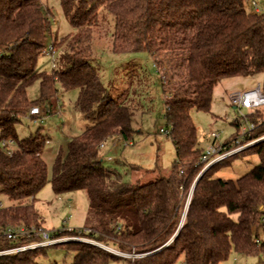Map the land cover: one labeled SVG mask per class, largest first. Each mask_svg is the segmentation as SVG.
I'll list each match as a JSON object with an SVG mask.
<instances>
[{"label": "trees", "instance_id": "1", "mask_svg": "<svg viewBox=\"0 0 264 264\" xmlns=\"http://www.w3.org/2000/svg\"><path fill=\"white\" fill-rule=\"evenodd\" d=\"M248 1L60 0L74 32L55 38L56 67L47 74L37 67L49 48L50 12L41 0H0V136L17 143L12 156L0 151V194L11 202L0 207V251L40 240L43 222L36 203L48 182L43 154L51 139L42 129L19 139L17 125L30 108L51 104L60 88L78 91L75 108L93 125L71 137L66 152L56 155L50 180L56 195L86 193L84 228L55 231L54 237L76 235L121 253L150 255L132 260L83 241L51 247L74 253L72 264H221L233 254H264L259 211L264 205V142L241 154L256 155L260 163L238 180L216 174L240 155L200 176L204 150L192 118L194 111H211L215 88L224 80L262 76L264 92V13L255 12V1H249L251 8ZM109 14L114 55L146 54L161 70L158 59L176 56L181 81L165 104L175 161L170 176L158 175L147 184L125 181L103 164L102 143L116 138L133 142L137 111L135 100L124 104L110 95L91 64L93 28ZM37 82L40 97L31 101L28 89ZM193 188L182 223V206ZM20 227L28 234L8 240V230ZM46 249L0 256V264H39Z\"/></svg>", "mask_w": 264, "mask_h": 264}, {"label": "rangeland", "instance_id": "2", "mask_svg": "<svg viewBox=\"0 0 264 264\" xmlns=\"http://www.w3.org/2000/svg\"><path fill=\"white\" fill-rule=\"evenodd\" d=\"M249 1L257 2L261 12L264 13V0ZM41 3L50 12L52 35L48 38V44L52 46L55 38L60 40L73 33L74 29L62 11L60 0H41ZM112 19L110 14L105 20L100 16V24L93 28V61L91 64L98 71L103 84L114 99L124 104H131L132 100L136 101L137 111L133 121L136 134L132 146L124 145L123 141H116L118 139L113 140L115 142H108L106 148L102 150L103 164L121 173L125 181L147 184L154 181L158 175L168 177L172 172L175 147L162 130L168 129L165 118L166 101L171 99L170 92L181 79L177 77V71L174 69L175 55H166L165 58L158 59L163 62V70L159 67L155 69L153 59L146 54L114 55L112 53L114 27ZM53 52L54 58L50 53L40 58L38 72L47 74L53 72L58 56L55 48ZM162 79L165 81L166 95L163 92ZM262 79V76H257L224 80L215 88L211 111L192 113L201 149L206 151L210 148L213 143L211 139L213 133L221 134L222 142L230 140L236 133L234 123L238 116V111L230 103L231 94L253 89L257 84L262 83ZM59 90L60 92L52 99L51 104L48 103V106L51 105L49 110L52 115H49L44 122L35 123L25 117L17 125L19 139L34 135L39 129H42L51 139L43 154V159L48 165V182L39 192L36 203V209L43 222V230L51 233L84 228L89 207L86 193L56 195L50 183L56 155L62 149L66 152L67 143L71 137L82 134L93 125L91 121L85 120L75 108L78 91L65 92L60 88ZM39 97L40 87L37 82L28 89V98L36 101ZM108 158L112 160L109 161ZM259 163L260 159L256 155H240L232 161L230 166L218 172L216 177L236 181ZM9 205H11L9 199L0 194V206ZM185 206L186 203L182 206L183 212ZM60 239L61 244H64L80 239V236L69 235ZM73 258L74 253L51 247L41 254L38 262L39 264H72ZM111 264H124V262ZM178 264H182V260ZM221 264H264V254L249 258L233 254Z\"/></svg>", "mask_w": 264, "mask_h": 264}, {"label": "built area", "instance_id": "3", "mask_svg": "<svg viewBox=\"0 0 264 264\" xmlns=\"http://www.w3.org/2000/svg\"><path fill=\"white\" fill-rule=\"evenodd\" d=\"M252 6L255 12L262 13L260 8L256 5L255 2H252ZM53 45L49 46L48 52L53 55ZM230 103L235 110L238 111L237 119L235 120L236 124V133L230 138V140L222 142L221 134L213 133L211 134V139L213 143L211 144L208 150H204L203 156L201 158L200 164L203 166L200 175H202L206 170L211 167L220 164L224 161L232 159L238 155H241L244 151H247L253 148L256 145L264 142V133H260L262 127L264 126V92L262 90V83L257 84V86L253 89L245 90L242 92L232 93L230 96ZM50 110L47 105L42 104L38 106H34L29 109L26 114V118L34 121L35 123L44 122L46 118L49 117ZM167 136H170V131L167 129L163 131ZM257 133V136H256ZM116 141H122L120 138H116ZM115 140V139H114ZM115 142V141H113ZM126 146H132V142L125 143ZM107 146V143L104 142L100 145V149L103 150ZM17 149V143L13 139H4L0 136V151L6 154L7 156H12ZM109 161L112 160L108 158ZM1 207V206H0ZM262 214V225L264 226V205L259 209ZM184 213V212H183ZM79 230V229H78ZM71 231V230H69ZM87 232L86 230H83ZM28 232L25 228H15L13 230H8L7 239L12 242H17L19 239L24 238ZM264 234V227H263ZM38 235L40 236V240L35 243L24 244L14 246L10 249L0 251V256L4 255H15L20 252H24L27 250H34L38 248H49L51 246H55L61 244L62 240L60 238L54 237V233L47 232L45 230H41ZM73 241H83L93 245H96L103 250L110 252L114 255L121 256L128 259H140L145 258L150 253L147 254H128L121 253L116 250H113L107 246L96 243L92 240H88L80 237V239ZM260 244V241H257Z\"/></svg>", "mask_w": 264, "mask_h": 264}, {"label": "water", "instance_id": "4", "mask_svg": "<svg viewBox=\"0 0 264 264\" xmlns=\"http://www.w3.org/2000/svg\"><path fill=\"white\" fill-rule=\"evenodd\" d=\"M200 176H201V175H200ZM200 176H199V177H200ZM193 191H194V188H193L192 191L190 192L189 197H188V199H187L186 206H185V210H184L183 217H182V223H183L184 220H185V217H186V214H187V210H188V207H189V204H190V200H191V196H192Z\"/></svg>", "mask_w": 264, "mask_h": 264}, {"label": "crops", "instance_id": "5", "mask_svg": "<svg viewBox=\"0 0 264 264\" xmlns=\"http://www.w3.org/2000/svg\"><path fill=\"white\" fill-rule=\"evenodd\" d=\"M108 144V143H107ZM63 150V149H62Z\"/></svg>", "mask_w": 264, "mask_h": 264}]
</instances>
